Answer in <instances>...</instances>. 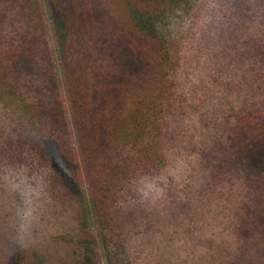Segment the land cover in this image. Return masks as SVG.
<instances>
[{
  "label": "trees",
  "instance_id": "16d2710c",
  "mask_svg": "<svg viewBox=\"0 0 264 264\" xmlns=\"http://www.w3.org/2000/svg\"><path fill=\"white\" fill-rule=\"evenodd\" d=\"M179 0H48L62 88L38 0H0V119L10 159L46 173L57 199L83 211L85 191L108 261L116 258L124 205L135 180L156 166L151 137L172 56L160 21ZM2 125V124H1ZM232 145H264V110L243 111ZM239 239L264 241V165L247 179ZM81 228L71 264H99ZM9 264H28L22 253ZM256 264V263H255Z\"/></svg>",
  "mask_w": 264,
  "mask_h": 264
},
{
  "label": "rangeland",
  "instance_id": "374dc122",
  "mask_svg": "<svg viewBox=\"0 0 264 264\" xmlns=\"http://www.w3.org/2000/svg\"><path fill=\"white\" fill-rule=\"evenodd\" d=\"M38 1L61 89L48 0ZM205 4L179 0L160 21L173 67L151 137L157 161L127 195L116 258L104 256L86 191L82 211L49 185L51 203L29 243L0 231V264L18 252L28 264H71L84 227L99 264H264V241L239 239L235 229L249 198L246 180L264 165V145L241 156L232 145L241 112L264 110V0H217L215 23L202 28ZM10 33L0 21V40ZM8 123L0 119V160H11ZM11 206L0 200V223Z\"/></svg>",
  "mask_w": 264,
  "mask_h": 264
},
{
  "label": "clouds",
  "instance_id": "9594fccd",
  "mask_svg": "<svg viewBox=\"0 0 264 264\" xmlns=\"http://www.w3.org/2000/svg\"><path fill=\"white\" fill-rule=\"evenodd\" d=\"M216 7L217 0H206L205 10L199 17L202 28L215 23ZM190 23L186 21L185 27ZM45 177L46 173L33 170L26 163L0 160V200L12 201V206L4 209L5 219L0 223V231L15 244L25 246L41 226L51 203L49 182Z\"/></svg>",
  "mask_w": 264,
  "mask_h": 264
}]
</instances>
